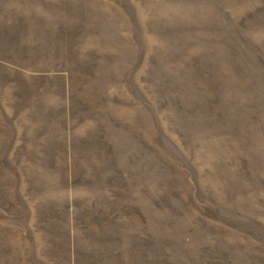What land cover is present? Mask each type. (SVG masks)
<instances>
[{
    "label": "rangeland",
    "instance_id": "rangeland-1",
    "mask_svg": "<svg viewBox=\"0 0 264 264\" xmlns=\"http://www.w3.org/2000/svg\"><path fill=\"white\" fill-rule=\"evenodd\" d=\"M0 264H264V0H0Z\"/></svg>",
    "mask_w": 264,
    "mask_h": 264
}]
</instances>
